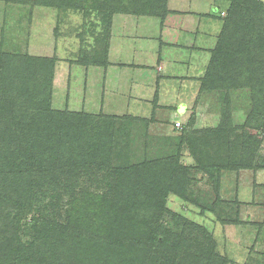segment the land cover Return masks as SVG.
I'll use <instances>...</instances> for the list:
<instances>
[{"label":"rangeland","instance_id":"obj_1","mask_svg":"<svg viewBox=\"0 0 264 264\" xmlns=\"http://www.w3.org/2000/svg\"><path fill=\"white\" fill-rule=\"evenodd\" d=\"M40 1L0 0V81L16 85L19 79L33 80L34 90L40 72L52 75L48 91L53 129L43 132L44 141L52 140L47 154H58L60 160L55 167L45 165L47 175L37 189L50 221L76 231L63 240L73 247L75 242L76 249L78 240L91 251L116 258L119 248L129 254L127 264L144 257L151 263L152 251L170 264H264V139L260 141L257 131L259 138L250 140L252 131L246 126L260 98L249 87L220 91L203 86L233 1L164 0L158 15L154 9L140 11L135 0ZM240 7L247 21L237 37L253 41L255 63L264 62V0H241ZM57 113L80 115L85 129H72L69 136L81 139L82 151L71 139L54 142L60 132L53 124ZM68 123L76 121L60 124ZM95 123L105 140L99 149L104 172L92 167ZM186 127L191 129L187 137ZM249 141L259 146L253 166L251 155L243 152ZM57 143L62 145L59 150ZM15 147L0 144L2 156L9 153L14 163ZM25 155L20 153L15 166L27 164ZM172 156L188 173L165 192L166 211L157 224L155 243L143 257L134 243L136 236L149 234L141 218L125 209L118 212L111 204L118 170L151 163L166 177L173 165L158 162ZM240 165L244 167L233 169ZM46 179L49 183L42 188ZM30 217L23 224L31 225ZM117 226L115 234L122 241L117 246L86 238L88 230L92 239L112 238ZM30 233L22 244L35 241ZM62 244L55 246V256H70L68 261L75 264L77 256ZM52 251L47 244V256Z\"/></svg>","mask_w":264,"mask_h":264},{"label":"trees","instance_id":"obj_2","mask_svg":"<svg viewBox=\"0 0 264 264\" xmlns=\"http://www.w3.org/2000/svg\"><path fill=\"white\" fill-rule=\"evenodd\" d=\"M163 1L135 0L134 2L137 4H134V6H138L140 11L143 9L144 12L154 9L156 15H158L163 9ZM225 1H233V5L229 11L228 18L224 22L223 34L212 51L203 86L206 89L220 91L251 88L253 95L260 98V100L256 101L254 99L253 112L246 126L250 127L252 131L250 140L254 136L258 137V131L262 133L260 135L261 141L264 139V62L259 60V63H255L257 56L255 57V54L250 51L253 41L244 43L243 38L238 39L237 37L240 34V29L242 30L243 23L247 21L244 10L240 7L241 0ZM56 2V0H41L40 4L46 3L50 5V3L55 4ZM253 6V8L259 9L257 3H254ZM256 13L258 12L256 11ZM234 30L238 32L231 36L230 33ZM4 57L7 58V55ZM259 59L263 58L259 56ZM251 67L255 68L251 69ZM37 79V81L34 79L35 91L31 84L33 80L21 83L25 79H19V84L17 83L16 85H5L2 80L0 81V86H2V89L4 88V94L0 96V144L3 143L10 146L14 144L17 151V155L12 156L15 159V163L9 153H4L2 156L0 151V158L2 156L0 166H7L0 167V240H2L0 242V264H58L57 261L59 260H61L59 264H71L68 261L70 256H66L64 259L59 258V254L58 257L55 256V246L62 243L67 252L77 256L75 264H127L124 259L130 256L125 254V252L119 251V248L117 251L121 253L120 259L112 254H106L105 251L103 254L98 250L91 251L87 245V248L83 247V244L78 240V249L74 248L75 242L73 247L71 242L63 240L67 233L77 235L74 228L68 224L52 223L49 219V208L44 206V195L40 197V190L37 187L44 178L43 175H47L44 169L45 165L51 166L57 163L60 160V155H48L47 148L52 145V140L44 141V135L53 129H49V125L51 126L52 122L50 121V94L48 91L52 82V75L40 72ZM32 90L33 92H31ZM4 101L7 103L6 105H4ZM225 109H230L228 101ZM226 113L227 111H225V116L227 115ZM79 116L66 113H57L54 116L53 124L55 126L58 125V131H60L56 133L54 142L57 141L56 139L60 141L71 139L76 145L78 144V148L82 151L81 139L79 140L80 142H77L75 137L70 138L69 136V132L72 129H85L84 125L80 123ZM67 120H73L76 123H68L61 126L60 123ZM223 123H227V121L224 120ZM93 128V135H95L93 151L96 158L95 165L92 167L104 172L107 168L101 165L102 161L99 159V149L102 144L100 141L105 142L104 138L99 137L100 132L103 131L96 123ZM43 131H46V133ZM86 133L88 132L86 131ZM189 133H191V129L186 127L184 136L187 137ZM246 142L243 144L245 149H243V152H246V154L248 152L251 155V165L253 166L252 163L255 162L259 146L257 144L253 145L250 141L248 144ZM57 144V149L59 150L62 145ZM78 148L71 157L76 154ZM20 153L26 154L23 160L27 161V164L24 165L26 162H22V166L17 167L15 165L18 164ZM45 156L48 158H45ZM158 163L167 167L173 165V169L169 170V176H161L160 172L154 168L152 169L151 163H141L118 170L120 172L119 185L111 200L113 208H117L118 212L125 209L131 215L132 213L135 216L138 215L141 218L140 221L143 223L144 229L149 232V234L136 236V240H134L135 245H138L142 251L141 256L145 254L150 244L155 243L157 230H159L157 224L166 211L165 200L167 193L165 192L178 178L183 177L184 173H188L187 167L181 165L179 158L176 156L169 157L165 161ZM53 167H55V164ZM242 167L244 166L240 165L239 168L235 166L233 169L237 170ZM45 183H49V179H46L41 184L42 188L45 187ZM67 189L73 190L70 186H67ZM29 217L31 225L27 222L23 224ZM127 218L128 220L130 219L129 216ZM28 226L32 227L28 228ZM117 230L118 226L111 235L112 238ZM30 231H32L33 240L35 241L25 245L22 244L20 240H24L23 237H26L27 234L31 235ZM83 231L79 230L78 234ZM90 234L92 233L88 230L87 240H93L96 244H103L104 247L108 244V247L111 245L117 246L120 241L119 234H115L116 239L108 238L106 240L103 237L92 239ZM132 237V234H128L129 239ZM4 240H6V243H4ZM58 240L63 241L59 244H56L57 242L54 243V241ZM108 240H113V242ZM124 241L129 242L130 240ZM47 244L52 247L51 256H47L45 253ZM83 253L87 254L84 255ZM151 254L153 256L151 263L143 256L145 260L142 259L137 264H170L167 257L158 256L154 251ZM187 263L191 264L188 261ZM173 264L184 263L182 261Z\"/></svg>","mask_w":264,"mask_h":264}]
</instances>
